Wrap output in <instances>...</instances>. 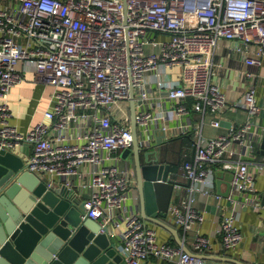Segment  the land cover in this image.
Masks as SVG:
<instances>
[{"label": "built area", "instance_id": "obj_1", "mask_svg": "<svg viewBox=\"0 0 264 264\" xmlns=\"http://www.w3.org/2000/svg\"><path fill=\"white\" fill-rule=\"evenodd\" d=\"M158 33L165 37H156ZM221 40L236 41L234 48L244 53L245 63L263 64L264 0H20L1 7L0 147L16 151L30 143L25 169L48 176V187L58 182L73 185L87 164L90 177L80 181L89 192L83 214L117 233L126 264H145L150 256L206 264L200 253L210 250L213 241L201 227L205 212L193 206L195 192H210L211 165L223 162L233 172V187L245 191L250 201L256 188L250 159L226 158L225 153L239 141L247 155L253 154L254 122L247 120L214 137L200 135L195 154L182 164L188 194L171 201L167 217L183 228L185 237L192 234L193 253L159 241L156 227L133 204L132 179L118 164L117 152L133 144L127 101L132 88L142 100L148 97V72L167 88L178 114L188 111V97L195 99L196 109L209 107L216 114L229 104L215 79ZM174 65L182 66V80L171 83L162 76ZM29 69L54 89L43 117L22 131L9 120V95ZM246 75L254 73L246 69ZM239 102L251 115L261 109L254 83ZM166 118L163 109H137L142 140L147 142L152 125ZM220 123L219 117L212 118V124ZM241 205L235 202L220 223L226 251L235 250L243 239Z\"/></svg>", "mask_w": 264, "mask_h": 264}, {"label": "crops", "instance_id": "obj_2", "mask_svg": "<svg viewBox=\"0 0 264 264\" xmlns=\"http://www.w3.org/2000/svg\"><path fill=\"white\" fill-rule=\"evenodd\" d=\"M20 0H0L1 7H11L18 4ZM156 37L163 38L164 34L158 33ZM24 40L25 37H22ZM234 40H221L216 51V73L215 79L225 90L229 104L218 114L209 107L206 109H196L195 99L188 97L185 100L188 111L178 114L174 108L173 100L168 98L167 88L160 86L154 72H148L146 89L148 97L141 98L138 89H134L136 108H150L151 110H164L166 120H159L152 125L150 137L145 138L144 144L156 149L162 162L170 165L169 177L175 181V191L172 201H180L188 194L187 185L189 180L183 172V162L191 158L197 149L198 137H214L222 133H227L232 127H238L247 120L254 122L251 132V139L255 146L252 155H247L243 145L239 141H234L230 149L225 153L226 158L250 159V170L255 178V190L251 193L249 202L245 200L246 193L243 190L235 189L230 176L231 169L224 166L223 162L213 163L212 181L208 186L210 192L197 190L194 195L193 206L201 209L206 214V220L201 227L209 234L213 241V247L204 253L210 254L213 258H208L212 264H264V154L261 152V141L264 132V61L261 65L247 64L244 61V53L234 48ZM256 46L252 45L250 53L253 54ZM246 69L254 73L253 77L246 75ZM162 77L168 82H178L182 80V66H167ZM25 78L20 83L14 85L9 95V103L12 108V115L9 117L11 123L18 126L22 131H27L39 121L44 111L49 106L53 86L46 83L33 69L25 71ZM254 83L257 89L258 101L261 109L251 115L246 105L239 102L246 88ZM238 102V104H233ZM131 97L127 101V112L131 115ZM118 111V110H117ZM121 112V111H118ZM219 117V126L212 124V118ZM167 124V129H163V124ZM73 133L72 130L70 132ZM165 135V136H164ZM162 138V140H161ZM26 149V147H25ZM123 148L119 150L117 162L121 168L127 170L132 179L131 195L133 204L139 206V190L137 187V177L135 171L134 155H123ZM25 161L28 152L21 147L16 150ZM84 171L80 178H75V187L84 199L89 195L88 190L81 188L80 181L90 177L89 166L84 164L81 167ZM257 201V203H256ZM235 202H240L241 214L239 224L242 228L243 239L235 250L226 251L223 248L220 223L223 215L228 212ZM246 204L244 205V203ZM139 213L141 210L138 208ZM162 218V217H161ZM165 219L169 221L166 216ZM171 223V222H170ZM157 229L158 238L161 242L178 244L175 235L169 229L156 222H150ZM173 224V223H171ZM175 225V224H173ZM176 226V225H175ZM181 238L192 249V234L185 233L182 227H178ZM112 239L117 243L119 250L123 252V244L117 233H111ZM145 264H178L173 260L150 256Z\"/></svg>", "mask_w": 264, "mask_h": 264}, {"label": "water", "instance_id": "obj_3", "mask_svg": "<svg viewBox=\"0 0 264 264\" xmlns=\"http://www.w3.org/2000/svg\"><path fill=\"white\" fill-rule=\"evenodd\" d=\"M131 91L133 144L123 155H134L140 194L136 207L143 218L165 226L184 250L193 253L179 229L165 219L175 181L169 177L170 165L141 138L134 88ZM262 138L264 154V132ZM29 147L30 143L21 145L28 154ZM48 181V176L26 170L24 158L16 151L0 147V264H126L110 227L84 216V201L75 187L64 182L48 187ZM206 264L212 263L206 260Z\"/></svg>", "mask_w": 264, "mask_h": 264}]
</instances>
